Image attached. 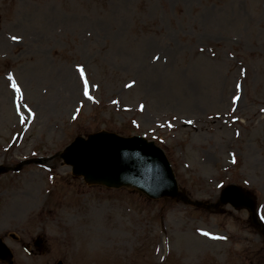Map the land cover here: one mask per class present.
<instances>
[{"label": "rangeland", "instance_id": "obj_1", "mask_svg": "<svg viewBox=\"0 0 264 264\" xmlns=\"http://www.w3.org/2000/svg\"><path fill=\"white\" fill-rule=\"evenodd\" d=\"M99 130L153 140L190 199L249 188L264 225V0H0V236L12 264H264L245 210L72 176L59 152ZM37 236L44 252L29 255L22 244Z\"/></svg>", "mask_w": 264, "mask_h": 264}, {"label": "water", "instance_id": "obj_2", "mask_svg": "<svg viewBox=\"0 0 264 264\" xmlns=\"http://www.w3.org/2000/svg\"><path fill=\"white\" fill-rule=\"evenodd\" d=\"M61 156L72 165L74 174H82L89 183L115 187L133 185L151 197L176 195L174 180L162 151L140 137L125 138L108 132L89 135L86 140L77 137ZM235 191L237 195L230 201L235 206L244 205L242 192L237 188ZM227 200L224 195L222 201ZM0 246L3 256L9 258L8 250L4 245Z\"/></svg>", "mask_w": 264, "mask_h": 264}, {"label": "snow or ice", "instance_id": "obj_3", "mask_svg": "<svg viewBox=\"0 0 264 264\" xmlns=\"http://www.w3.org/2000/svg\"><path fill=\"white\" fill-rule=\"evenodd\" d=\"M76 72L79 74V81L83 85V95H84V97L87 98L88 100H92V97L89 96V94H88L89 84H88L87 79L85 78V71H84V69L82 67H80V66H77L76 67ZM241 74H243V70H241ZM8 80L9 81H12V76L11 75L8 76ZM11 87L13 88L14 91L19 92V89L17 88V86H16L15 83H12L11 84ZM125 87H131V85L130 84H126ZM236 87H237V90L240 89V85H237ZM237 99H238V97H235L234 96L233 97V100H232V103L235 104L236 101H237ZM141 110H142V106H141ZM73 119H75V117H73ZM189 123H190V121H189ZM202 235L207 236L208 233H202ZM212 238L213 239H221V240L222 239H225V237H212Z\"/></svg>", "mask_w": 264, "mask_h": 264}]
</instances>
